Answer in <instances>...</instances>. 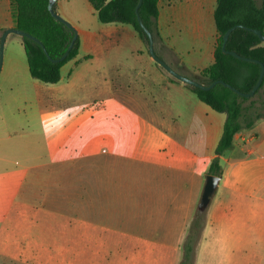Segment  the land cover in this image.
Returning <instances> with one entry per match:
<instances>
[{
	"label": "rangeland",
	"instance_id": "374dc122",
	"mask_svg": "<svg viewBox=\"0 0 264 264\" xmlns=\"http://www.w3.org/2000/svg\"><path fill=\"white\" fill-rule=\"evenodd\" d=\"M7 9L0 0V33ZM55 11L75 28L80 44L87 31L95 32L98 48L79 45L78 56L50 84L31 77L21 37H6L0 68V264H180L187 234L167 249L152 246L160 232L147 244L120 234L140 230L136 223L144 225L150 215V207L139 203V187H152V176L141 171L151 163L178 165L181 152L207 163L223 127L218 135L212 120L224 122L225 115L201 103L188 85L166 83L145 67L137 50L141 45L147 57L148 46L131 26L100 23L88 0H59ZM211 162L193 164L203 163L199 177L170 175L196 187L192 218ZM220 164L223 171L222 159ZM212 201L198 212L205 222ZM154 212L161 214L160 207ZM248 240V249L264 248V233L252 231Z\"/></svg>",
	"mask_w": 264,
	"mask_h": 264
},
{
	"label": "crops",
	"instance_id": "0c3cea01",
	"mask_svg": "<svg viewBox=\"0 0 264 264\" xmlns=\"http://www.w3.org/2000/svg\"><path fill=\"white\" fill-rule=\"evenodd\" d=\"M216 1L159 0L158 2L155 54L184 77L190 79L198 77L200 71L214 62L217 38L214 23ZM6 5L8 9L5 11V22L8 23L3 31L15 28L8 11L9 0H6ZM94 35L96 36L95 32L87 31L80 46L88 45L92 50L98 48ZM137 58L145 63V67L152 66V70L166 83L178 82L173 81L170 74L160 69L149 55L146 57L141 45L137 50ZM223 124V121L220 122L216 118L212 120V126H216L218 135ZM175 157L178 165L151 163L149 165L151 167L141 171L152 176V187H139L143 192L140 196L143 201L139 203L141 206L150 207V215L144 219V225L137 224L140 223L139 221L136 223V226H141L143 229L124 230L120 234L122 237L134 238L142 244H147L146 238L156 236V233L160 232V237H156L160 239L159 242L152 244L160 249L170 248L173 242H180L185 238L195 211L196 187L188 183H178L171 176L180 173L199 177V167L203 163L197 168H194L193 164L197 161L206 163V157L195 156L193 152L187 154L181 152ZM214 157L215 154L208 157L207 166ZM221 159L225 163L223 175L212 199V209L206 216L196 250V262L197 264H264V248L248 249L250 245L248 238L251 237L252 231L261 235L264 233V120L258 122L252 129L236 134L232 148ZM155 175L162 177L156 178L157 183ZM155 207H160L161 214H155ZM132 231L133 233H126ZM253 253L256 255L255 260L253 257L255 262L249 256Z\"/></svg>",
	"mask_w": 264,
	"mask_h": 264
},
{
	"label": "trees",
	"instance_id": "16d2710c",
	"mask_svg": "<svg viewBox=\"0 0 264 264\" xmlns=\"http://www.w3.org/2000/svg\"><path fill=\"white\" fill-rule=\"evenodd\" d=\"M9 1L15 28L35 37L43 45L42 48L31 39L21 37L31 77L44 83H57L60 80L62 66L78 55L79 38L77 37L73 48L63 62L52 63L48 60L47 55L52 59L61 57L68 49L74 32L51 16L47 8L49 0ZM88 1L100 23L129 25L148 46L147 37L140 27L135 13L138 0ZM158 2L159 0H142L138 10L144 25L151 32L153 40L156 36ZM214 23L217 33L214 62L200 71L198 78L205 80H201L199 83L208 85L221 80L238 91L247 93L257 81L260 65L225 54L222 51L223 35L235 25L258 30L264 35V0H217ZM225 50L235 52L242 57L258 60L264 65V42L246 29H235L228 37ZM158 67L165 71L159 65ZM169 76L173 81H178L171 75ZM188 87L201 103L214 112L225 115L222 134L215 148V157L207 172V175L221 177L223 171L220 159L232 148L235 135L252 129L258 122L264 120V99L261 96L264 78L259 89L250 99L237 95L222 84H216L207 91ZM204 224V216L198 212L195 213L185 238L183 258L180 264H194L195 251Z\"/></svg>",
	"mask_w": 264,
	"mask_h": 264
},
{
	"label": "water",
	"instance_id": "95a60500",
	"mask_svg": "<svg viewBox=\"0 0 264 264\" xmlns=\"http://www.w3.org/2000/svg\"><path fill=\"white\" fill-rule=\"evenodd\" d=\"M56 1L57 0H49L48 1V5H47L48 11L50 12L51 16L56 21L62 23L68 29H70L71 31H73L74 32V36H73V39L70 42V45H69L68 49L65 51V53L61 57H59L57 59H52L51 57H49L47 55V53L45 52V50H44L45 54L47 55L48 60L51 61L52 63H60V62H63L66 59V57L68 56V54L71 51V49L73 48L74 42H75V40L78 37V34H77L75 28L68 21H66L65 19H63L60 15H58L54 11V5H55ZM141 3H142V0H138L137 5L135 7V13H136L137 21H138L141 29L145 33L146 37H147L149 55L151 56L152 60L156 64H158L160 67H162L168 74H170L173 78H175L176 80H178V81H180V82H182V83H184V84H186L188 86L195 87V88H198V89L204 90V91L210 90L216 84H222V85H224L225 87L231 89L234 93H236L237 95H239V96H241L243 98L250 99V98H252L255 95L256 91L259 89V87H260V85L262 83V80L264 78V65L262 63H260L258 60L239 56L235 52L226 51L225 50V46H226V43H227V40H228L229 35L235 29H237V28L246 29V30L254 33L262 42H264V35L260 31L254 30V29H249V28H246L245 26H242V25H235V26L229 28L225 32V34L223 35L222 51L225 54H230L233 57H235V58H237L239 60L248 62V63H253V64L260 65V72H259V76L257 78V81H256L255 85L252 87V89L249 92L242 93V92L238 91L237 89L233 88L232 86L224 83L221 80L211 82L208 85H202V84H200V83H198L196 81H193L191 79H188V78H186V77L178 74L177 72H175L170 66H168L163 60H161L155 54L153 36H152L151 32L144 25V23H143L140 15H139V13H138V10H139V8L141 6ZM9 34H15V35H17L19 37L29 38L32 41H34L37 44H39L43 48V45L41 44V42L38 39H36L35 37L31 36L30 34H27V33L23 32V31H20V30H18L16 28L6 29L2 33V35L0 37V68H1V65H2V56H3L4 42L6 40V37ZM220 179H221V177H217V176H213V175H207L206 176V178H205V184H204V187H203V191H202V194H201V198H200V202H199V205H198L197 212H204L207 209L208 205L210 204V202H211V200H212V198H213V196H214V194L216 192V189L218 187V184H219Z\"/></svg>",
	"mask_w": 264,
	"mask_h": 264
}]
</instances>
